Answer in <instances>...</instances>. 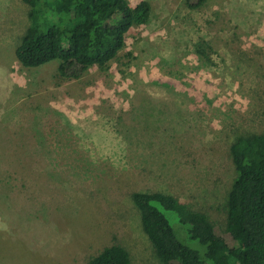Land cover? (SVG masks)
I'll list each match as a JSON object with an SVG mask.
<instances>
[{
    "label": "rangeland",
    "instance_id": "rangeland-1",
    "mask_svg": "<svg viewBox=\"0 0 264 264\" xmlns=\"http://www.w3.org/2000/svg\"><path fill=\"white\" fill-rule=\"evenodd\" d=\"M141 1L149 20L121 58L64 79L55 60H15L28 8L0 0V264H88L112 242L131 264H160L134 191L172 195L229 242L228 146L264 132V0L128 4Z\"/></svg>",
    "mask_w": 264,
    "mask_h": 264
},
{
    "label": "trees",
    "instance_id": "trees-1",
    "mask_svg": "<svg viewBox=\"0 0 264 264\" xmlns=\"http://www.w3.org/2000/svg\"><path fill=\"white\" fill-rule=\"evenodd\" d=\"M21 1L28 8V25L14 47L15 60L24 68L55 60L57 74L64 79H78L89 67L102 69L118 61L125 34L146 24L150 15L146 1L135 7L128 0ZM197 53L207 60L202 49ZM228 153L236 173L224 203L229 242L215 232L203 213L172 195L130 194L141 231L160 264H264V132L237 136ZM164 212L174 215L188 240L203 247L202 255L178 241ZM88 264L131 262L126 249L112 242Z\"/></svg>",
    "mask_w": 264,
    "mask_h": 264
}]
</instances>
